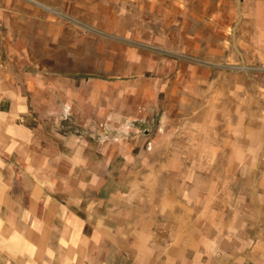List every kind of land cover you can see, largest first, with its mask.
Wrapping results in <instances>:
<instances>
[{
    "label": "rangeland",
    "instance_id": "rangeland-1",
    "mask_svg": "<svg viewBox=\"0 0 264 264\" xmlns=\"http://www.w3.org/2000/svg\"><path fill=\"white\" fill-rule=\"evenodd\" d=\"M263 69L264 0H0V264L33 170L133 194L171 250L194 225L205 247H264ZM65 137L122 139L71 159Z\"/></svg>",
    "mask_w": 264,
    "mask_h": 264
},
{
    "label": "crops",
    "instance_id": "crops-1",
    "mask_svg": "<svg viewBox=\"0 0 264 264\" xmlns=\"http://www.w3.org/2000/svg\"><path fill=\"white\" fill-rule=\"evenodd\" d=\"M121 139L109 137L101 141L102 145L96 141L93 146L86 145L84 139L65 137L60 143H64L67 158L103 160L116 156L114 144ZM20 157L25 158L26 154ZM99 168L96 165L94 169L101 175ZM33 175L34 187L29 189L39 194L18 202L25 215L17 219V232L11 242L13 251L5 253L9 259L5 258L2 264H171V256L173 264H264L263 245L205 247L201 241L196 242L203 238L199 227H187L186 223L182 238H194V246L187 249L178 241L177 248L171 250L169 236L154 234L153 221L137 210L133 194L124 189L102 183L90 190L88 196L86 192L76 193L79 188L72 186L57 193L59 190L43 184L34 170ZM44 190L50 192L48 198H43ZM193 221L196 223L198 217ZM155 238L165 243L155 246Z\"/></svg>",
    "mask_w": 264,
    "mask_h": 264
},
{
    "label": "built area",
    "instance_id": "built-area-1",
    "mask_svg": "<svg viewBox=\"0 0 264 264\" xmlns=\"http://www.w3.org/2000/svg\"><path fill=\"white\" fill-rule=\"evenodd\" d=\"M263 83H264V69H263V75H262Z\"/></svg>",
    "mask_w": 264,
    "mask_h": 264
}]
</instances>
